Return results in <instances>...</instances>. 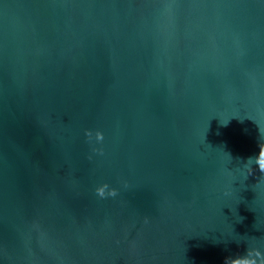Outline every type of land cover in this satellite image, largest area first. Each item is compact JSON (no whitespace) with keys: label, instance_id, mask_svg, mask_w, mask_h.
Masks as SVG:
<instances>
[{"label":"water","instance_id":"1","mask_svg":"<svg viewBox=\"0 0 264 264\" xmlns=\"http://www.w3.org/2000/svg\"><path fill=\"white\" fill-rule=\"evenodd\" d=\"M260 143L264 0H0V264H264Z\"/></svg>","mask_w":264,"mask_h":264},{"label":"clouds","instance_id":"2","mask_svg":"<svg viewBox=\"0 0 264 264\" xmlns=\"http://www.w3.org/2000/svg\"><path fill=\"white\" fill-rule=\"evenodd\" d=\"M224 124H227V122H224ZM85 137L87 138V142L88 143H93V141H95V143L99 144V143H102L103 140H104V136L101 132L97 131L95 133V137L93 138V133L91 131H86L85 132ZM259 160H258V163H259V171L261 173H264V143H260L259 145ZM93 153L94 154H97V155H103V152L102 150H99V149H96V148H93ZM89 159H92V157L90 156ZM251 160V158L249 159ZM249 174H251V169H249ZM127 186V185H125ZM96 195L97 197H99L100 199H107V198H114L118 195V192L117 190L115 189H111L109 187V185H103V186H100V187H97L96 188ZM252 253L249 251L248 252V256H251ZM255 255L257 257L260 256V253L259 251H257L255 253ZM226 264H255V261L254 260H249L248 258H238V259H228L226 261Z\"/></svg>","mask_w":264,"mask_h":264}]
</instances>
